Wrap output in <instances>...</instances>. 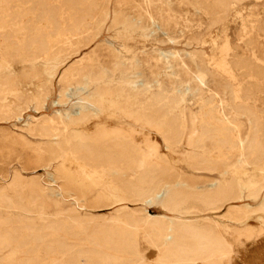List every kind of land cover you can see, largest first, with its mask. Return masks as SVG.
<instances>
[{
	"label": "rangeland",
	"instance_id": "obj_1",
	"mask_svg": "<svg viewBox=\"0 0 264 264\" xmlns=\"http://www.w3.org/2000/svg\"><path fill=\"white\" fill-rule=\"evenodd\" d=\"M107 1L97 0L107 9V16L102 21L95 18L94 30L83 35L88 40L82 50L67 60L48 88V104L54 102L52 109L48 106L34 113V104L30 103L22 111L21 120L7 121L0 115V187H5L9 200L8 207L0 202V236L11 242L0 246V264H71L75 255H88L92 252L89 250L96 255L113 254L108 246H102L100 237L113 227L114 219L123 215L137 219L147 213L157 220L167 215L158 199L145 204L104 197L105 192L118 197L120 191L123 195L121 182L112 177L113 173L104 171L97 177L94 169L77 164L69 153L50 162L43 151L45 140L24 130V123L33 121L30 118L51 116L59 104L69 102V97L59 101V76L86 58L89 80L85 91L93 94L107 90L110 107L101 116L86 111L81 117L76 116L77 107H71L68 111L75 120L62 118L68 132L92 139L97 127L104 126L108 132L120 130V134L124 131L129 135V128L136 129L129 117L144 118L154 100L164 94L169 98L180 93L175 114L195 124L189 142L187 129L186 135L171 143L165 119L150 120L153 127L160 128L164 139L148 127L136 129L134 141L141 148L146 143L156 145L154 163L167 169L168 180L179 189H204L211 181L223 187L235 184L242 188L244 196L239 202L230 201L206 213L195 208L181 217H211L215 221L217 233L230 246L219 264H264V211L259 210L264 196V159L256 163L254 154L247 152L255 130L264 142V0ZM15 10L20 12L19 8ZM28 20L40 24L31 16ZM43 27L49 28L45 23ZM41 67L33 66L35 76L26 69L19 74L22 77L11 76L7 81L16 93L32 98L37 87L50 82ZM0 103L10 110L24 107L23 101L11 95ZM236 106L245 107L247 112H236ZM223 115L234 122V127L229 128L228 136L222 131L215 138L208 156L220 169L208 172L190 156L191 148L201 137L202 124H217ZM14 173L22 175L25 183H39L45 192L38 194L35 202L28 200L27 190L19 197L7 186ZM39 207L45 209L41 208V212ZM137 229L134 264H160V251L148 241L149 226L137 223ZM21 239L26 243L19 245ZM129 257L120 251L117 261Z\"/></svg>",
	"mask_w": 264,
	"mask_h": 264
},
{
	"label": "bare ground",
	"instance_id": "obj_2",
	"mask_svg": "<svg viewBox=\"0 0 264 264\" xmlns=\"http://www.w3.org/2000/svg\"><path fill=\"white\" fill-rule=\"evenodd\" d=\"M98 4L97 0L92 2L88 0H0V56L2 58L0 60V102L5 100L7 95L24 102V107L16 108V110L5 108L4 105L1 107L0 103V115L3 120L8 121L11 118L21 120L22 111L30 103L34 104V113L41 109L46 110L48 106L52 109L54 102L48 104V88L59 70L66 66L67 60L72 55H77L79 49L85 45L88 37L83 35L90 34L94 30L95 18L98 17L99 21H102L107 16V9ZM218 5L219 3L216 2V6ZM15 8H19L20 12L14 11ZM60 15L65 17L61 18ZM29 16L40 24L31 23L28 20ZM43 23L49 28L44 29ZM35 64L42 65L41 71L48 75L46 79H50V82L48 86L42 85L43 82L37 87L34 97L26 98L24 93H16L13 90L7 78L11 76L15 78L16 75L18 77L26 69L35 76L36 71L33 69ZM237 66L247 67L244 64H237ZM59 77L58 83L61 87L58 93L59 101L69 97V102L65 105L59 104L51 116H43L40 119L30 118L33 121L24 123L23 127H26L24 130L32 137L45 140L43 151L50 162L58 160L64 153H69L77 164L94 169L97 177H100L104 171L113 173L112 177L115 176L121 182L119 189L123 195L119 194L120 191L118 197L112 192H105L104 197L116 199L117 202L142 201L145 204H152L155 199H158V204L167 213L162 219L157 218V220L147 213L137 219L130 217L131 215L114 219L113 227L106 229L100 237L102 246H108L114 253L96 255L93 250H89L92 252L83 255L88 252H81V255L73 257L71 264H134L137 253V223L149 226L148 241L151 247L160 251V264H195L197 261H202L203 264H219L229 253L230 246L217 233L215 221L211 217L185 219L181 217V214L195 208L200 213L216 211L230 201L239 202L244 196L243 189L235 184L223 187L217 181H211L204 189L193 191L179 189L168 180L167 169L154 163L157 153L156 145L146 143L141 148L134 141L136 129L148 127L154 128L155 135L164 139L160 128L153 127L150 120L165 119L171 143L180 140L189 129L186 135L188 143L190 136L194 133L195 124L192 119L184 122L175 114L181 94L177 92L169 98L164 94L157 98L145 110L144 118L140 115L129 117L136 126V129L134 127L128 129L129 135H126L124 131L120 134V130V132L118 130L108 132L104 126H98L93 138L88 139L74 130L72 132L75 133H69L65 124H62V118L66 116L68 122L75 120L72 118L71 111H68L71 107H77V117H81L86 111L101 116L110 107L107 90L93 91V94L85 91L89 80L87 58L67 67ZM75 85L77 88L74 87ZM64 106L66 109L62 108ZM65 110L68 111L66 114ZM235 111L246 113L247 109L236 106ZM251 116L256 122L254 115ZM217 122V124H202L201 137L197 140V144L192 146L195 149L191 148L190 153L198 166L208 172L220 169L218 163L208 156L211 145L222 131H225L224 135L228 136L229 128L234 123L226 115ZM247 152L254 154L253 160L256 163L264 159V142L259 139L256 130L247 145ZM7 186L11 191H16L19 197H22L23 191L27 190L30 202L37 201L38 194L45 192L39 183L32 185L25 183L22 175L18 173L13 174ZM3 201L8 207L9 200L5 194V187L1 186L0 202ZM19 207L25 209L23 205ZM39 208L37 211L40 212ZM259 210L264 211V196L260 198ZM10 243L6 236H0V246ZM17 243L23 245L26 241L21 239ZM79 251L88 250L80 249ZM120 251H125L130 257L122 262L117 261Z\"/></svg>",
	"mask_w": 264,
	"mask_h": 264
}]
</instances>
